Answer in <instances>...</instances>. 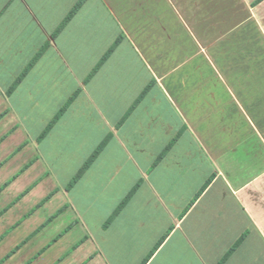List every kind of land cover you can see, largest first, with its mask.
I'll return each mask as SVG.
<instances>
[{
	"label": "crops",
	"instance_id": "obj_1",
	"mask_svg": "<svg viewBox=\"0 0 264 264\" xmlns=\"http://www.w3.org/2000/svg\"><path fill=\"white\" fill-rule=\"evenodd\" d=\"M81 1L0 0V264H264V120L162 84L121 14L176 0H84L60 30Z\"/></svg>",
	"mask_w": 264,
	"mask_h": 264
},
{
	"label": "rangeland",
	"instance_id": "obj_2",
	"mask_svg": "<svg viewBox=\"0 0 264 264\" xmlns=\"http://www.w3.org/2000/svg\"><path fill=\"white\" fill-rule=\"evenodd\" d=\"M203 1L176 0L175 11L161 3L164 14L153 23L143 14L121 17L184 112V105H223L218 114L241 125L264 120V30L248 19L246 0ZM159 19L171 28L155 27Z\"/></svg>",
	"mask_w": 264,
	"mask_h": 264
},
{
	"label": "trees",
	"instance_id": "obj_3",
	"mask_svg": "<svg viewBox=\"0 0 264 264\" xmlns=\"http://www.w3.org/2000/svg\"><path fill=\"white\" fill-rule=\"evenodd\" d=\"M84 2V0H82L74 9L73 11L70 13V15L68 16V18L66 19V21L64 22L63 26L61 27L60 30H62V28L75 16V14L79 11L82 3ZM59 30V31H60ZM58 31V32H59ZM120 41H118L113 48L105 55V57L103 58V60L101 61V63L98 65V67L94 70V74L102 67V65L106 62V60L113 54L114 50L117 48V46L119 45ZM33 65V63H32ZM31 65V66H32ZM30 66V67H31ZM21 80V79H20ZM19 80V81H20ZM149 88L146 89L142 95L138 98V100L135 102V104L133 105L132 109L130 110V112L127 114V116L124 118V120L131 114V112L137 107V105L140 104V102L143 101V99L145 98L147 92H148ZM76 95L70 100V102L66 105V107L61 111V113L55 118V120L50 124V126L48 127L47 131L45 132V134L43 135L42 138H44L49 131L53 128V126L58 122V120L61 118V116L64 114V112L67 110V108L69 107V105L73 102V100L75 99ZM179 135L174 138V140L170 143V145L167 147L166 151L164 152V154L160 157V160L165 156V154L172 148V146L175 144V142L178 140ZM110 138H107L102 145L96 150V152L92 155V157L87 161V163L84 165V167L80 170V172L77 174V176L72 180L71 184L69 185V188H72L77 182L78 180L85 174V172L89 169V167L92 165V163L96 160V158L98 157V155L101 153V151L104 149V147L106 146V144L109 142ZM139 187V185L136 187V189ZM128 196V198L120 205L119 209L115 212L114 216L112 217L111 221L115 218V216H117L119 214V212L125 207V205L127 204V202L129 201V199L131 198V196L133 195V193L135 192V190ZM110 221V222H111Z\"/></svg>",
	"mask_w": 264,
	"mask_h": 264
}]
</instances>
